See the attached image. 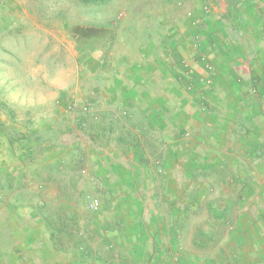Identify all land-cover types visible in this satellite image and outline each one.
<instances>
[{
  "label": "crops",
  "instance_id": "crops-1",
  "mask_svg": "<svg viewBox=\"0 0 264 264\" xmlns=\"http://www.w3.org/2000/svg\"><path fill=\"white\" fill-rule=\"evenodd\" d=\"M129 9L81 25L100 34L71 80L99 121L15 130L31 149L0 192V264H264V0Z\"/></svg>",
  "mask_w": 264,
  "mask_h": 264
},
{
  "label": "rangeland",
  "instance_id": "rangeland-1",
  "mask_svg": "<svg viewBox=\"0 0 264 264\" xmlns=\"http://www.w3.org/2000/svg\"><path fill=\"white\" fill-rule=\"evenodd\" d=\"M131 2L111 0L102 7L86 8L79 0H0V124L13 127L11 134L16 135V129H44L54 111L74 114L76 130L99 121L96 108L83 96L85 89L73 86L71 80L78 59L75 53L83 48L81 25L128 16ZM96 34L100 33L92 37ZM63 84L68 85L66 90L59 88ZM83 112L88 121L81 126ZM103 114L104 127L109 128L110 113ZM19 156L17 147L9 148L0 134V192L15 190L7 180L22 171L24 160ZM191 223L197 222L189 223L186 241L192 237Z\"/></svg>",
  "mask_w": 264,
  "mask_h": 264
},
{
  "label": "trees",
  "instance_id": "trees-1",
  "mask_svg": "<svg viewBox=\"0 0 264 264\" xmlns=\"http://www.w3.org/2000/svg\"><path fill=\"white\" fill-rule=\"evenodd\" d=\"M79 1L81 2L82 6L86 7V8L87 7H91V8L102 7V6H105L111 2V0H79ZM92 31L94 32V30H92ZM80 42L85 44V45H88L85 48H89V49L94 50L97 47V45H96L97 38L96 37L87 36V38H85V39L82 38V40ZM82 114L84 115L85 112H83ZM85 119H87V118L86 117L83 118L84 124L87 121ZM80 124L82 126V123H80ZM76 131L79 132L80 137H82L81 135H84V133L81 132V129H78ZM7 138H8V144L9 145H16L18 150L20 151L21 159H25V156H27V154H29L30 149H31V147L27 146L26 143H23V145L21 143L22 141H24L26 139V137L19 134V135H9ZM108 139H110V137H108ZM117 140H120L119 142H122V141L126 140V137L124 138L122 136H119L117 138ZM71 238H75V237H71ZM79 244H80V241H79ZM72 250H73V254L76 255L78 257V260H80V261L88 260L93 256V253H92L93 251L88 249V248H80V247L75 246L72 248ZM71 254H72V252H71ZM109 264H111V263H109Z\"/></svg>",
  "mask_w": 264,
  "mask_h": 264
},
{
  "label": "built area",
  "instance_id": "built-area-1",
  "mask_svg": "<svg viewBox=\"0 0 264 264\" xmlns=\"http://www.w3.org/2000/svg\"><path fill=\"white\" fill-rule=\"evenodd\" d=\"M99 207H100V203H99V201L97 199H93L87 204V209L89 211H95Z\"/></svg>",
  "mask_w": 264,
  "mask_h": 264
}]
</instances>
